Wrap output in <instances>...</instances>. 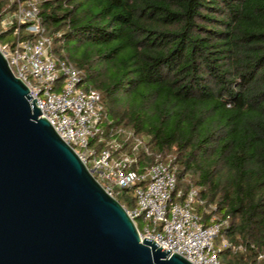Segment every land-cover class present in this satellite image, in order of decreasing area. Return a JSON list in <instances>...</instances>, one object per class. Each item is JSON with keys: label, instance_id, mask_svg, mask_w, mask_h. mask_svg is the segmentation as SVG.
I'll return each instance as SVG.
<instances>
[{"label": "trees", "instance_id": "1", "mask_svg": "<svg viewBox=\"0 0 264 264\" xmlns=\"http://www.w3.org/2000/svg\"><path fill=\"white\" fill-rule=\"evenodd\" d=\"M38 1L47 34L61 32L54 55L99 93L104 127L174 155L177 189L192 183L229 217L222 235L245 251L221 249L220 263L264 264V0ZM17 6L0 0V44L18 40L1 28Z\"/></svg>", "mask_w": 264, "mask_h": 264}, {"label": "built area", "instance_id": "2", "mask_svg": "<svg viewBox=\"0 0 264 264\" xmlns=\"http://www.w3.org/2000/svg\"><path fill=\"white\" fill-rule=\"evenodd\" d=\"M8 1L18 3L17 10L2 17L1 28H13L18 40L1 44L0 50L11 71L109 196L117 200L122 190H131L136 205L125 210L140 239L153 240L191 264H221V249L244 252L242 245L234 246L223 237L229 217H222L214 204L201 199L198 187L189 183L186 192L177 189L174 155L153 153L147 139L129 128L104 127L99 93L86 87L71 63L54 55L53 41L61 32L47 34L39 1ZM23 33L26 37L21 39ZM145 158L153 163H145ZM137 219L144 223L142 230Z\"/></svg>", "mask_w": 264, "mask_h": 264}, {"label": "water", "instance_id": "3", "mask_svg": "<svg viewBox=\"0 0 264 264\" xmlns=\"http://www.w3.org/2000/svg\"><path fill=\"white\" fill-rule=\"evenodd\" d=\"M0 264H191L140 239L1 50Z\"/></svg>", "mask_w": 264, "mask_h": 264}, {"label": "rangeland", "instance_id": "4", "mask_svg": "<svg viewBox=\"0 0 264 264\" xmlns=\"http://www.w3.org/2000/svg\"><path fill=\"white\" fill-rule=\"evenodd\" d=\"M0 45H1V44H0ZM128 194H129V195H133L132 192H128ZM117 198H118V197H117ZM136 223H137L139 229L142 230V229H143V226H144V223L141 221V219H137V220H136Z\"/></svg>", "mask_w": 264, "mask_h": 264}]
</instances>
